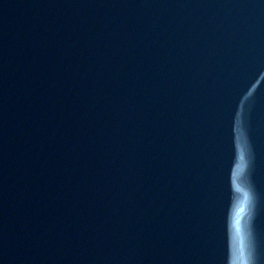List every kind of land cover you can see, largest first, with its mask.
Instances as JSON below:
<instances>
[{"label":"water","instance_id":"water-1","mask_svg":"<svg viewBox=\"0 0 264 264\" xmlns=\"http://www.w3.org/2000/svg\"><path fill=\"white\" fill-rule=\"evenodd\" d=\"M0 264H264V0H0Z\"/></svg>","mask_w":264,"mask_h":264}]
</instances>
